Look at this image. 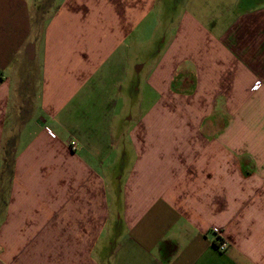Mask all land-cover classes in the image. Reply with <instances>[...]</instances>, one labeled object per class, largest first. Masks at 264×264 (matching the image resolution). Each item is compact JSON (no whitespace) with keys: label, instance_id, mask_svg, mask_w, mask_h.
<instances>
[{"label":"crops","instance_id":"1","mask_svg":"<svg viewBox=\"0 0 264 264\" xmlns=\"http://www.w3.org/2000/svg\"><path fill=\"white\" fill-rule=\"evenodd\" d=\"M0 264H264V0H0Z\"/></svg>","mask_w":264,"mask_h":264},{"label":"built area","instance_id":"2","mask_svg":"<svg viewBox=\"0 0 264 264\" xmlns=\"http://www.w3.org/2000/svg\"><path fill=\"white\" fill-rule=\"evenodd\" d=\"M258 84H259L258 81H256L255 84L252 86V89H254ZM43 129H44V131H45L49 136H52V131H51L49 128L44 127ZM69 143H70L69 147H70L71 149H73V148H74V142H73V141H70ZM213 231H214V234H215V235H214V239H213L214 242H215V244H216V247H215V248H216V250H218V251H223V250L226 248L227 243H226V241L222 238V236H221V231H220L219 229L214 228Z\"/></svg>","mask_w":264,"mask_h":264},{"label":"trees","instance_id":"3","mask_svg":"<svg viewBox=\"0 0 264 264\" xmlns=\"http://www.w3.org/2000/svg\"><path fill=\"white\" fill-rule=\"evenodd\" d=\"M212 245H213L214 247H216V244H215L214 240H212Z\"/></svg>","mask_w":264,"mask_h":264},{"label":"rangeland","instance_id":"4","mask_svg":"<svg viewBox=\"0 0 264 264\" xmlns=\"http://www.w3.org/2000/svg\"><path fill=\"white\" fill-rule=\"evenodd\" d=\"M147 55H149V54H147Z\"/></svg>","mask_w":264,"mask_h":264}]
</instances>
